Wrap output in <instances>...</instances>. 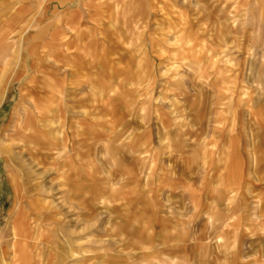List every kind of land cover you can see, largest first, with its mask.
Here are the masks:
<instances>
[{
	"label": "rangeland",
	"instance_id": "374dc122",
	"mask_svg": "<svg viewBox=\"0 0 264 264\" xmlns=\"http://www.w3.org/2000/svg\"><path fill=\"white\" fill-rule=\"evenodd\" d=\"M4 81L2 264H264V0H0Z\"/></svg>",
	"mask_w": 264,
	"mask_h": 264
},
{
	"label": "crops",
	"instance_id": "0c3cea01",
	"mask_svg": "<svg viewBox=\"0 0 264 264\" xmlns=\"http://www.w3.org/2000/svg\"><path fill=\"white\" fill-rule=\"evenodd\" d=\"M28 52L30 53V50ZM7 56L4 57V61H5V64L10 66L13 62L9 61L7 59ZM16 56L17 57H14V55H13V58L14 59L16 58V63H15V65L13 63V68L17 67V68H20L21 70H27L29 68L30 64H29L26 57L23 58V56H26V54L19 53ZM21 61H23V65H21ZM8 79L5 78L4 80L7 82ZM5 81L0 86V92L5 87ZM28 92L31 93V96H30L31 99H30V101L26 102V105L28 108L26 118L36 119L38 121V123H41V124L50 123L51 121L53 122L52 118L56 117V114H52V113L50 114L49 112L47 113L46 110H44L45 107H47V105H48L47 104L49 102V100H47L48 98L38 95L37 92H35V91L28 90ZM0 99H1V95H0ZM30 111H31V113H33L32 115H31ZM57 112H59L60 117L65 114V111L64 110L62 111L61 109H59ZM13 118H14V114H13ZM64 122H65V120H64ZM57 134L53 135V136H51V135L49 136V135H47V132H44V131H37V132H32V133L31 132L22 133V149H24L25 151H29L30 152L29 155L37 156V155H39V153L41 154V152L45 151L44 148H40L37 146L38 143L44 142L46 144H49L50 147H54L56 145V141H57V137H58ZM63 142H64V140H63ZM64 145H66V144H64ZM48 150L51 152V154H53L57 151L56 148H51ZM66 153H67V151L65 152V154ZM69 160H71V159H69ZM14 179H15V176H12L11 177L12 183H13ZM16 182H17V180H16ZM25 262H26V264H34L32 261H30L28 256L26 257ZM0 264H2V260L0 261ZM37 264H38V262H37Z\"/></svg>",
	"mask_w": 264,
	"mask_h": 264
}]
</instances>
